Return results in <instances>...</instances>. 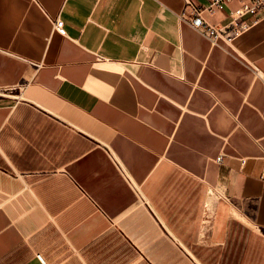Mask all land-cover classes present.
<instances>
[{
  "label": "crops",
  "instance_id": "crops-1",
  "mask_svg": "<svg viewBox=\"0 0 264 264\" xmlns=\"http://www.w3.org/2000/svg\"><path fill=\"white\" fill-rule=\"evenodd\" d=\"M184 7L0 0V264H264V9Z\"/></svg>",
  "mask_w": 264,
  "mask_h": 264
},
{
  "label": "built area",
  "instance_id": "built-area-1",
  "mask_svg": "<svg viewBox=\"0 0 264 264\" xmlns=\"http://www.w3.org/2000/svg\"><path fill=\"white\" fill-rule=\"evenodd\" d=\"M230 0H207V4L204 6H197L192 0H185V7L182 15L187 17L190 23L199 31L207 35L212 40H216L219 37L227 36L232 37L239 33L246 27V23H238V20L247 14H255L259 10L264 9V0H240V5L231 11V19L227 25H219L212 22L206 16V12L213 13L217 10L224 9ZM186 13L188 15H186ZM55 28L61 34H66L64 20L58 16L55 21ZM229 26H234L228 30ZM3 91H0V94ZM221 159V156L218 157ZM262 177L264 178V172Z\"/></svg>",
  "mask_w": 264,
  "mask_h": 264
}]
</instances>
